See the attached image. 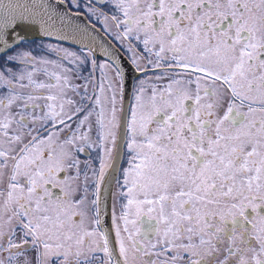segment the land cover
<instances>
[{"label": "snow or ice", "instance_id": "6c2138e0", "mask_svg": "<svg viewBox=\"0 0 264 264\" xmlns=\"http://www.w3.org/2000/svg\"><path fill=\"white\" fill-rule=\"evenodd\" d=\"M0 264H264V0H0Z\"/></svg>", "mask_w": 264, "mask_h": 264}, {"label": "water", "instance_id": "95a60500", "mask_svg": "<svg viewBox=\"0 0 264 264\" xmlns=\"http://www.w3.org/2000/svg\"><path fill=\"white\" fill-rule=\"evenodd\" d=\"M100 38L103 39V40H105V41H107L106 38H104V36L101 33H100ZM97 42H99V39H98Z\"/></svg>", "mask_w": 264, "mask_h": 264}, {"label": "flooded vegetation", "instance_id": "af4514ba", "mask_svg": "<svg viewBox=\"0 0 264 264\" xmlns=\"http://www.w3.org/2000/svg\"><path fill=\"white\" fill-rule=\"evenodd\" d=\"M98 30H99V26H98ZM100 33L103 35L102 32H100ZM103 36H104V35H103ZM104 38H106V40L109 41V38H108V37L104 36Z\"/></svg>", "mask_w": 264, "mask_h": 264}]
</instances>
